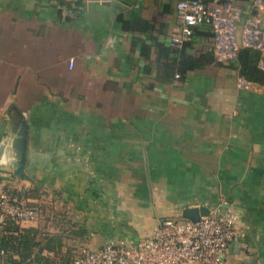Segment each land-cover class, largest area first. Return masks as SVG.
<instances>
[{
  "label": "crops",
  "instance_id": "0c3cea01",
  "mask_svg": "<svg viewBox=\"0 0 264 264\" xmlns=\"http://www.w3.org/2000/svg\"><path fill=\"white\" fill-rule=\"evenodd\" d=\"M63 1L0 0V191L36 186L51 216L84 230L70 243L90 249L133 246L158 222L224 197L238 218L226 261L264 264V85L241 90L237 73L215 63L157 80L180 36V0ZM235 8L240 31L252 12ZM205 30L177 58L210 54ZM15 110L33 183L9 171Z\"/></svg>",
  "mask_w": 264,
  "mask_h": 264
},
{
  "label": "built area",
  "instance_id": "2783aa9c",
  "mask_svg": "<svg viewBox=\"0 0 264 264\" xmlns=\"http://www.w3.org/2000/svg\"><path fill=\"white\" fill-rule=\"evenodd\" d=\"M81 1L99 5L107 2ZM249 9L252 14L237 31L241 13L231 3L208 7L202 0H180L175 11L181 31L179 37L171 40V46L180 49L190 39L191 29L201 27L209 31L216 64L234 62L240 49H252L264 56V0H254ZM72 66L69 60L68 69ZM249 86L239 79V89L247 90ZM37 220L34 211L0 191V229L6 222L20 226ZM237 224V216L219 205L196 222L160 221L148 237L133 246L111 242L96 249L82 248L71 264H229L225 256L230 244L238 238Z\"/></svg>",
  "mask_w": 264,
  "mask_h": 264
},
{
  "label": "trees",
  "instance_id": "16d2710c",
  "mask_svg": "<svg viewBox=\"0 0 264 264\" xmlns=\"http://www.w3.org/2000/svg\"><path fill=\"white\" fill-rule=\"evenodd\" d=\"M232 1L251 5L254 0ZM73 2L71 3L75 8L79 9L84 6L81 0ZM202 2L209 7L213 5L214 0H202ZM71 3H65V5L69 7ZM199 28L191 29V37L195 35ZM205 31L209 34L207 29ZM188 41L189 39L183 42L180 49L172 47L169 49L173 54V59L170 64L167 63L164 66L168 76H159L157 78L159 82L171 83L175 79L183 80L186 73L200 69L205 64L215 63L213 59V62L211 60L213 58L212 52L197 59L193 57L177 58V55L184 49ZM161 49L162 47L158 50V58H160L159 54L163 52ZM261 57L262 55L258 51L240 49L234 62L224 65L215 63V65L219 68L235 71L240 79L249 84L264 85V71L258 65ZM3 192L16 198L22 207L34 211L38 216V221L41 220L42 225L37 232L33 233L32 230L21 231L18 224L6 222L0 229V253H2L0 254V264H71L76 254L82 248H85L80 245L75 246L77 245L75 242L70 243L75 237L83 238L85 236L84 230H74L72 223L62 218L61 215L51 216V211L38 202L40 194L36 186H31L26 190L5 189ZM58 217L61 219L57 220ZM53 226L58 229L62 228L61 233L53 234L51 232ZM65 242L68 244H65Z\"/></svg>",
  "mask_w": 264,
  "mask_h": 264
},
{
  "label": "water",
  "instance_id": "95a60500",
  "mask_svg": "<svg viewBox=\"0 0 264 264\" xmlns=\"http://www.w3.org/2000/svg\"><path fill=\"white\" fill-rule=\"evenodd\" d=\"M231 3L232 6L238 7L240 3L231 0H218L216 4ZM16 111V110H15ZM17 119L11 120L12 128L10 134L13 137L11 149L13 151V161L10 164L11 173L15 174L18 179L33 183V181L25 173L26 153H27V125L21 115L16 111ZM209 213L206 207L185 209L182 211L181 218L190 222H196L200 217H205Z\"/></svg>",
  "mask_w": 264,
  "mask_h": 264
},
{
  "label": "rangeland",
  "instance_id": "374dc122",
  "mask_svg": "<svg viewBox=\"0 0 264 264\" xmlns=\"http://www.w3.org/2000/svg\"><path fill=\"white\" fill-rule=\"evenodd\" d=\"M67 1H69V0H65V2L66 3H68ZM226 203L228 204L229 203V201L227 200V199H224V197L221 199V201H220V205H222V207H224V208H226L227 209V205H226ZM218 204V205H219ZM229 210V209H228ZM231 211V210H230ZM65 244H68L67 242H65Z\"/></svg>",
  "mask_w": 264,
  "mask_h": 264
}]
</instances>
